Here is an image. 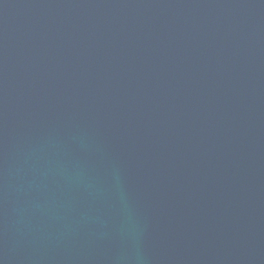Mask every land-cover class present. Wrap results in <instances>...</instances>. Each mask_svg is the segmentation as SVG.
Segmentation results:
<instances>
[{
    "label": "water",
    "instance_id": "water-1",
    "mask_svg": "<svg viewBox=\"0 0 264 264\" xmlns=\"http://www.w3.org/2000/svg\"><path fill=\"white\" fill-rule=\"evenodd\" d=\"M0 264H264V0H0Z\"/></svg>",
    "mask_w": 264,
    "mask_h": 264
}]
</instances>
